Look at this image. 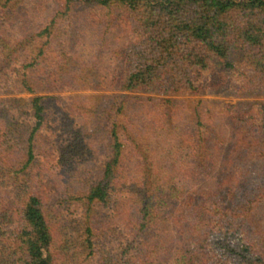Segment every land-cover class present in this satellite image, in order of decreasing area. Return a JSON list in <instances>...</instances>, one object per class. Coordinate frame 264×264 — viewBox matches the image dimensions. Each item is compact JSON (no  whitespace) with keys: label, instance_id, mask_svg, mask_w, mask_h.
Listing matches in <instances>:
<instances>
[{"label":"trees","instance_id":"trees-1","mask_svg":"<svg viewBox=\"0 0 264 264\" xmlns=\"http://www.w3.org/2000/svg\"><path fill=\"white\" fill-rule=\"evenodd\" d=\"M28 1L0 0V83L14 70L18 90L34 95L30 140L45 119L36 92L57 89L69 75L62 22L81 12L102 37H126L113 83L122 93L101 106L105 158L84 196L88 245L105 217L96 207L115 204L132 233L161 222L172 230L168 244H151L137 256L142 260L164 250L175 264H264V0H40L43 20L33 28L24 21L21 37L13 36L4 19L24 17ZM222 88L254 99H198L191 126L184 118L189 100L178 98ZM171 129L178 132L165 153L158 138ZM16 140L0 122V164L24 172L33 146L22 164ZM52 159L1 201L14 227L0 241L18 264L63 260L67 242L57 207L66 181L49 170ZM110 189L127 194L114 202Z\"/></svg>","mask_w":264,"mask_h":264},{"label":"rangeland","instance_id":"rangeland-1","mask_svg":"<svg viewBox=\"0 0 264 264\" xmlns=\"http://www.w3.org/2000/svg\"><path fill=\"white\" fill-rule=\"evenodd\" d=\"M39 2L40 0H29L26 3L25 16L22 17L21 14V19L5 17L3 28L9 34L21 37L24 21L29 28L35 27L43 20L44 14V11L41 14L38 10ZM60 42L70 58L69 75L57 89L36 92L43 97L45 119L43 126L31 140L35 118L29 100L34 95L18 90L17 74L14 70H9L8 78L0 83V122L17 138V160L22 164L27 160L30 143L35 157L24 172L5 168L0 164V235L14 227L2 213L1 201L6 202L15 192L27 186L30 181L28 173L38 163L43 164L49 155L53 158L49 162V170L66 181L57 207L63 220L64 240L67 242L61 264H175L164 250L153 259L142 260L137 257L145 254L151 244L158 243L161 239L167 245L172 231L169 226L161 222L155 230L132 233L121 218L117 217L115 204L96 207L105 217L103 221H97L90 238L91 246L88 245L85 219L87 206L84 196L96 181L99 165L105 158L106 139L102 126L104 104L101 106L102 101L109 102V98L122 93L113 83L119 78L123 68L121 49L126 37L118 33L102 37L96 28L88 25L86 16L76 12L62 22ZM75 80L79 81L75 83ZM201 98L218 103L254 99L224 88L193 97H180L179 101L189 100L187 103L191 111L189 117L184 118L188 119L191 126L196 123L194 104ZM259 99L264 100V96ZM182 126L181 124V129ZM177 132L171 129L158 138L159 147L165 153L170 151ZM109 192L114 202L127 194L126 191L118 193L113 189ZM167 231L168 235L165 234ZM0 264H18L1 241Z\"/></svg>","mask_w":264,"mask_h":264}]
</instances>
